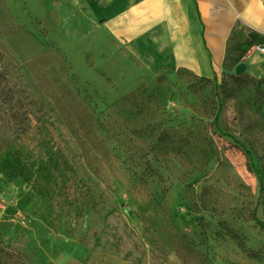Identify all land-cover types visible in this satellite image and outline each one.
Masks as SVG:
<instances>
[{
  "label": "rangeland",
  "instance_id": "1",
  "mask_svg": "<svg viewBox=\"0 0 264 264\" xmlns=\"http://www.w3.org/2000/svg\"><path fill=\"white\" fill-rule=\"evenodd\" d=\"M254 218L264 76L163 70L82 0H0V264H264Z\"/></svg>",
  "mask_w": 264,
  "mask_h": 264
},
{
  "label": "crops",
  "instance_id": "2",
  "mask_svg": "<svg viewBox=\"0 0 264 264\" xmlns=\"http://www.w3.org/2000/svg\"><path fill=\"white\" fill-rule=\"evenodd\" d=\"M109 35L163 70L264 76V0H82Z\"/></svg>",
  "mask_w": 264,
  "mask_h": 264
},
{
  "label": "trees",
  "instance_id": "3",
  "mask_svg": "<svg viewBox=\"0 0 264 264\" xmlns=\"http://www.w3.org/2000/svg\"><path fill=\"white\" fill-rule=\"evenodd\" d=\"M213 76L215 77L216 75L214 74ZM244 153H245V155H247V156L249 157L247 151H244ZM255 173H256L257 175L259 174V172H258L257 170H255ZM254 220H255V224H256L257 226H259L261 229L264 230V222L261 221V220H259L258 218H254Z\"/></svg>",
  "mask_w": 264,
  "mask_h": 264
},
{
  "label": "water",
  "instance_id": "4",
  "mask_svg": "<svg viewBox=\"0 0 264 264\" xmlns=\"http://www.w3.org/2000/svg\"><path fill=\"white\" fill-rule=\"evenodd\" d=\"M237 72H239V70H236Z\"/></svg>",
  "mask_w": 264,
  "mask_h": 264
}]
</instances>
